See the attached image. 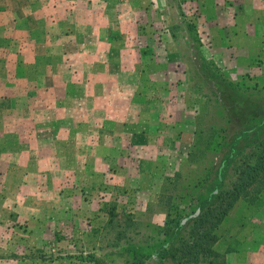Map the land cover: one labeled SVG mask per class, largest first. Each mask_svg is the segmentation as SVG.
<instances>
[{
  "label": "crops",
  "instance_id": "0c3cea01",
  "mask_svg": "<svg viewBox=\"0 0 264 264\" xmlns=\"http://www.w3.org/2000/svg\"><path fill=\"white\" fill-rule=\"evenodd\" d=\"M139 1L147 2L3 0L0 3V176L12 177L9 180L12 187L19 180L18 173H23L20 189H35L42 182V187L53 191L52 196L43 199L47 206L53 205L45 206V211L35 212L34 207L26 206L22 212L18 206L15 210L20 215L11 213L13 218H22L28 224L24 233L26 245L21 242L27 252L58 250L63 255L94 252L95 258L104 262L103 243L97 247L91 241L98 231L94 228L103 230L106 226L129 224L109 213L106 209L109 198L99 199L96 193L107 195L119 184L113 182L111 155L117 156L120 165L124 164L123 156H133V143V147L139 148L140 140L151 139L148 133H128L126 137L125 132L115 131L116 125L130 121L126 106L117 103L127 92L125 76L130 69L117 61L130 58L125 44L130 42L131 14ZM214 8L218 20L207 25L217 28L215 34L224 45L223 50L236 45L224 59L230 60L234 69L239 67L235 73L255 70L252 61L264 57V0H231L225 5L216 3ZM41 28L43 33L37 35ZM116 43H122L123 48L115 51ZM112 129L114 133L109 136ZM102 136L109 141L105 147L100 142ZM92 140L94 149L86 145ZM69 141L75 142L73 150ZM36 156L47 158L35 165ZM10 198L0 196V202L28 205L34 197L16 194ZM85 220L90 222L86 227ZM263 222L264 214L253 218L252 227L238 230L229 243L218 248L222 254L220 264H264V227L258 225ZM79 237L86 240L80 242ZM31 238L36 239L33 245ZM114 242L113 239L107 245L110 253L122 255ZM15 244L20 246L17 241ZM73 259L58 258L52 264H73Z\"/></svg>",
  "mask_w": 264,
  "mask_h": 264
},
{
  "label": "rangeland",
  "instance_id": "374dc122",
  "mask_svg": "<svg viewBox=\"0 0 264 264\" xmlns=\"http://www.w3.org/2000/svg\"><path fill=\"white\" fill-rule=\"evenodd\" d=\"M229 1L231 0H227L228 3ZM1 2L3 0H0ZM227 2L226 0H147V2L139 1L138 5H134L135 11L131 14L132 20H130L132 22L129 31L130 42L125 44V50L130 52V58L128 60L125 58L124 62L121 59L117 61L118 65L130 69V74L125 76L128 83L127 92L125 96L121 95V102H117L118 105H125L128 108L125 107L130 121L116 125L118 128L115 127V131L125 132L126 137L128 133H148L151 139L140 140L138 143L142 146L139 148L133 147L132 142L133 156L131 154L123 156L121 160L124 164L120 165V162L116 161L117 156H110L111 159L114 157L111 168L114 173L112 178H115L113 182L119 184L111 188L109 194L103 195L98 192L96 197L99 199L108 197L106 209L109 213L119 216L126 223H135L133 227L141 230L144 228L143 231L153 233L154 225L164 224L166 208L160 200L169 193H180L183 180L181 179V184L176 189H172L170 178L178 172L185 173V176H187L186 172L191 175L204 172L214 158L213 153H210L208 157H197L192 161L190 153L200 146L203 148L212 136L221 134V130L225 128L229 131L227 135L233 132L234 127L229 124L228 116L218 100V90L210 83L202 66V60L199 58L201 56L209 63H213L212 65L215 64L216 66L209 65L210 70L219 69L217 71L224 78L235 79L239 75L235 73L239 67L234 69L236 68L234 64L224 59L236 45H229L230 50L229 48L223 50L224 45L218 42L215 34L217 28L207 25L215 24L218 20V13L213 12L215 4L225 5ZM226 14L229 13L222 15ZM43 30L42 28L37 30L36 34L41 35ZM55 31L59 30L54 29ZM210 36L211 40L208 41ZM123 46L122 43H116L114 50L118 51ZM252 64L255 70L248 69L245 72L240 70L248 75L246 79L250 81L264 78V57L255 58ZM83 129L88 128L84 125ZM103 131L105 133V130ZM111 132L114 133V129L109 131V136ZM101 138V144L109 143L108 138L103 136ZM92 142L95 141L86 142V145L94 149ZM120 142L122 141H117L119 144ZM69 143L70 149L73 150L75 142L69 141ZM45 158L47 157L36 156L33 162L38 165L39 161ZM135 168L139 169V172ZM24 175L18 173L19 180ZM230 176L227 178L228 181ZM9 180L11 181L12 177L8 179L7 175L0 176V196L3 198L11 196L10 199H13L16 194H22L34 198H30L31 202L28 205L27 203L13 205L10 204L11 201L8 202L9 200L0 202V264H52L53 260L66 257H75L71 262L73 264H80L83 261L95 264V261L88 259V256H94V252H91L92 254L83 253L84 251L72 254L68 252L67 255H63L58 250L41 253L40 250L27 252L22 249L21 242L24 245L27 242L24 233L28 231V224L22 218H13L11 213L16 212L18 206L21 207L22 212L26 206L34 207L35 212L45 211V206L53 205L47 206L43 199L48 195L52 196L53 191L42 187L40 185L42 182L35 189H20L19 180L10 187ZM37 180L40 181L41 178ZM195 208L196 206H193L189 212L191 213ZM16 213L20 215L19 212ZM262 213L264 214V200L255 206L238 203L221 228L222 238L218 242L217 249L229 243L238 230L252 227V219L263 215ZM84 224L86 227L90 222L85 220ZM258 225L260 228L264 227V222ZM122 227L121 224L119 226L115 224L114 228L106 226L108 235L105 228L103 230L94 228L98 231H95L92 244L99 247L103 243L104 246L101 254V259L104 260L102 264H125V257L110 253L111 249L107 246L114 239L117 230ZM105 233L106 236L102 238ZM61 236L57 238L61 239ZM79 238L80 242L86 240L85 237ZM35 240L31 238L30 244L33 245ZM16 241L20 246H16ZM77 243L80 244L77 241L76 245ZM220 263L221 258L216 264Z\"/></svg>",
  "mask_w": 264,
  "mask_h": 264
},
{
  "label": "trees",
  "instance_id": "16d2710c",
  "mask_svg": "<svg viewBox=\"0 0 264 264\" xmlns=\"http://www.w3.org/2000/svg\"><path fill=\"white\" fill-rule=\"evenodd\" d=\"M199 58L233 132L227 135L225 128L190 153L192 161L213 153L204 172H186L187 176L178 172L170 178L172 189L181 179L183 183L179 194L169 193L160 200L166 208L163 225H154L153 233L133 227V222L117 230L113 246L125 264H216L222 258L216 248L220 231L232 210L241 202L255 206L264 200V78L249 81L247 74L224 78L219 69L210 70L209 65L215 64ZM198 208L200 213L183 223Z\"/></svg>",
  "mask_w": 264,
  "mask_h": 264
},
{
  "label": "water",
  "instance_id": "95a60500",
  "mask_svg": "<svg viewBox=\"0 0 264 264\" xmlns=\"http://www.w3.org/2000/svg\"><path fill=\"white\" fill-rule=\"evenodd\" d=\"M200 213V209H197V211L193 214V215H191L190 217H188V218H185L184 220H183V223H185L189 218H191V217H194V216H196V215H198Z\"/></svg>",
  "mask_w": 264,
  "mask_h": 264
},
{
  "label": "built area",
  "instance_id": "2783aa9c",
  "mask_svg": "<svg viewBox=\"0 0 264 264\" xmlns=\"http://www.w3.org/2000/svg\"><path fill=\"white\" fill-rule=\"evenodd\" d=\"M80 264H91L89 261H83Z\"/></svg>",
  "mask_w": 264,
  "mask_h": 264
}]
</instances>
